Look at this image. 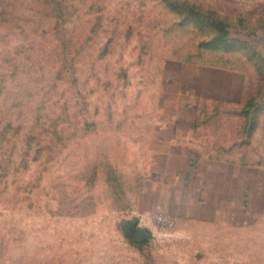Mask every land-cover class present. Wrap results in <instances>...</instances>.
<instances>
[{"label": "rangeland", "instance_id": "obj_1", "mask_svg": "<svg viewBox=\"0 0 264 264\" xmlns=\"http://www.w3.org/2000/svg\"><path fill=\"white\" fill-rule=\"evenodd\" d=\"M200 63L247 73L196 132L239 165L184 218L149 145ZM0 264H264V0H0Z\"/></svg>", "mask_w": 264, "mask_h": 264}, {"label": "crops", "instance_id": "obj_2", "mask_svg": "<svg viewBox=\"0 0 264 264\" xmlns=\"http://www.w3.org/2000/svg\"><path fill=\"white\" fill-rule=\"evenodd\" d=\"M198 67L195 71L180 73L189 78V83L183 86L189 88H181V92L190 101H184L182 105L189 103L193 107L192 117H182L179 114L160 121L159 132L152 135L149 145L150 156L156 158L157 164L163 158L169 159L166 164L173 166L167 173L174 174L170 179L174 180V184L165 185L163 196L167 200L174 199L180 209H175L173 213L184 218H193L188 216L193 203L189 199L190 190L198 191V206L211 205L214 196L208 199L202 192L211 187L207 183L228 184L230 177L235 176L234 172L231 173V167L239 165V162L231 161L229 148L206 147L197 142L196 132L203 126L200 117L202 110L207 103L241 102L247 85V73L243 69L211 63H200ZM178 190L185 191V194H178ZM216 193L220 194V191Z\"/></svg>", "mask_w": 264, "mask_h": 264}, {"label": "built area", "instance_id": "obj_3", "mask_svg": "<svg viewBox=\"0 0 264 264\" xmlns=\"http://www.w3.org/2000/svg\"><path fill=\"white\" fill-rule=\"evenodd\" d=\"M152 217L157 225L161 227H171L175 222L173 217L166 212H155Z\"/></svg>", "mask_w": 264, "mask_h": 264}, {"label": "trees", "instance_id": "obj_4", "mask_svg": "<svg viewBox=\"0 0 264 264\" xmlns=\"http://www.w3.org/2000/svg\"><path fill=\"white\" fill-rule=\"evenodd\" d=\"M147 234V232H145V231H142V232H140V234L139 235H143V236H145Z\"/></svg>", "mask_w": 264, "mask_h": 264}]
</instances>
